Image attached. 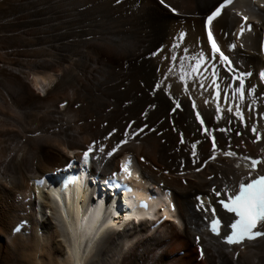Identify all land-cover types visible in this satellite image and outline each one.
I'll return each instance as SVG.
<instances>
[{"label":"bare ground","instance_id":"1","mask_svg":"<svg viewBox=\"0 0 264 264\" xmlns=\"http://www.w3.org/2000/svg\"><path fill=\"white\" fill-rule=\"evenodd\" d=\"M222 1L0 0V264H264V237L240 250L198 233L223 189L249 177L224 153L264 154V0H236L214 22L230 64L211 59L203 30ZM240 73L245 98L225 100ZM89 148L106 175L132 153L169 190L175 221L151 230L155 221L124 214L84 239L81 182L50 193L36 186L23 202L30 179ZM23 217L30 233L11 235Z\"/></svg>","mask_w":264,"mask_h":264},{"label":"snow or ice","instance_id":"2","mask_svg":"<svg viewBox=\"0 0 264 264\" xmlns=\"http://www.w3.org/2000/svg\"><path fill=\"white\" fill-rule=\"evenodd\" d=\"M163 2V0H161ZM232 0H223V2L207 17L208 24L211 25L212 21L218 17L221 14L222 9H224L227 5L231 4ZM244 20H247V17H244ZM250 27V26H249ZM241 31H243V26L241 28ZM183 34H181L182 38ZM208 40L211 42V51L212 56L211 59L215 60V53H219V59L221 63L227 62L228 64L231 63L229 61L228 57L224 55L223 52H220V49L218 45L216 44V41L213 39V35L211 30L208 31ZM231 47H235V45H232ZM175 59V57H173ZM205 60V57L203 53L200 54V58L197 60V66H199L203 61ZM213 69H215V64H213ZM197 69H194V71ZM230 71L232 69H229ZM217 73L214 71L213 75H216ZM250 75V74H249ZM245 76L244 73H240L239 76L236 77V79L239 80V85L233 92L232 96L229 97L227 94L225 95L224 99H232V98H238L244 99L246 95L245 90V84L243 77ZM261 76L264 77V73H261ZM215 83V81L213 82ZM217 92H216V100L220 99V91L219 85H216ZM254 91V89H253ZM208 101H205L207 103ZM177 107H179V103H177ZM193 107L195 108V102H193ZM216 111L220 112L221 108L219 104H217ZM227 111L232 112L233 108L229 107ZM235 112L237 116L240 119H243V114L240 111V107L237 106L235 109ZM196 118L200 120V123L203 124V120L200 119L199 112L196 113ZM219 119V117H217ZM207 132L208 130L205 129ZM252 131L255 132L256 128L253 127ZM259 138V137H257ZM193 149H195L196 145H192ZM215 141L213 140V149H215ZM92 149L89 148L87 152H85L84 159L87 160L89 156V152H91ZM195 155V153H193ZM111 155V153H109ZM224 155L227 156H233L235 153L232 152H226ZM215 158L214 156L212 157ZM129 163H125L123 165L124 170L127 172L129 168ZM264 161L260 160H251L250 167L252 169H255L258 164H262ZM252 173H249V176H251ZM215 192V195L219 197L221 195L220 192H217L215 189H213ZM220 205L227 210L229 213H234L235 219L234 223L230 224V234L225 237V241L228 244H239L242 243L245 239H254L259 236H264V231L259 229H264V175H258L255 178H252L247 181H241L238 184V187L235 188L231 194L227 196V200L221 199L219 201ZM200 207L203 208V201H201ZM213 213V217H215V209L211 210ZM220 220L217 218H212L210 223V229L213 233L219 234L220 232Z\"/></svg>","mask_w":264,"mask_h":264},{"label":"rangeland","instance_id":"3","mask_svg":"<svg viewBox=\"0 0 264 264\" xmlns=\"http://www.w3.org/2000/svg\"><path fill=\"white\" fill-rule=\"evenodd\" d=\"M40 89V88H39ZM179 253V252H178ZM182 256V255H181Z\"/></svg>","mask_w":264,"mask_h":264}]
</instances>
